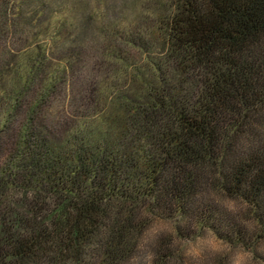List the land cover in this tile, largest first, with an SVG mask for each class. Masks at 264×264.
Segmentation results:
<instances>
[{"label": "trees", "instance_id": "trees-1", "mask_svg": "<svg viewBox=\"0 0 264 264\" xmlns=\"http://www.w3.org/2000/svg\"><path fill=\"white\" fill-rule=\"evenodd\" d=\"M0 105V264H264V0H0Z\"/></svg>", "mask_w": 264, "mask_h": 264}, {"label": "rangeland", "instance_id": "rangeland-1", "mask_svg": "<svg viewBox=\"0 0 264 264\" xmlns=\"http://www.w3.org/2000/svg\"><path fill=\"white\" fill-rule=\"evenodd\" d=\"M141 26H146L142 23ZM136 42L143 45L145 43L149 44L148 47L151 45L150 40H147V34L144 29L137 30L135 32ZM153 49L154 46L151 45L149 50ZM128 58L133 61L137 60H144V56H146V50L141 48L138 45L134 47L128 48ZM111 63V62H110ZM116 64V63H113ZM121 67L116 64L113 66L111 72L110 82L114 84L116 90L118 89H127L126 80L123 79ZM5 106L0 105V112H2ZM22 109L27 108V104L23 102ZM54 112V111H53ZM48 121L51 123L50 116ZM21 124V122H17L16 126ZM14 125V128L16 127ZM16 134L19 131V127H17ZM16 137L14 136L15 140ZM7 139H3L2 141H6ZM5 152L0 154V163H2L7 156ZM8 153V151H7ZM149 235L153 234V232H148ZM180 243L179 250L182 251L183 255L186 259V264H258L253 262L249 258V254L240 248H236L231 246L230 244L226 243L216 233L212 231L204 230L199 232L196 236L193 237H183L178 241ZM182 249V250H181ZM146 264V263H145Z\"/></svg>", "mask_w": 264, "mask_h": 264}]
</instances>
